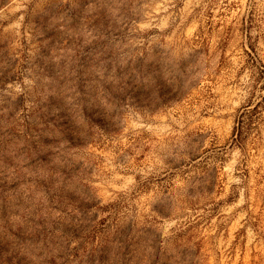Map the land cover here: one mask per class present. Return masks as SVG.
<instances>
[{
  "label": "rangeland",
  "instance_id": "obj_1",
  "mask_svg": "<svg viewBox=\"0 0 264 264\" xmlns=\"http://www.w3.org/2000/svg\"><path fill=\"white\" fill-rule=\"evenodd\" d=\"M0 264H264V0H0Z\"/></svg>",
  "mask_w": 264,
  "mask_h": 264
}]
</instances>
